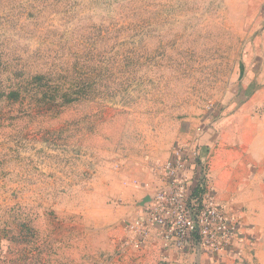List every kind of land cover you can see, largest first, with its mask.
Returning <instances> with one entry per match:
<instances>
[{"label": "rangeland", "instance_id": "rangeland-1", "mask_svg": "<svg viewBox=\"0 0 264 264\" xmlns=\"http://www.w3.org/2000/svg\"><path fill=\"white\" fill-rule=\"evenodd\" d=\"M263 6L0 0V264H186L121 228L186 126L211 131L204 171L232 165L257 191L251 213L234 204L240 252L193 264H264Z\"/></svg>", "mask_w": 264, "mask_h": 264}, {"label": "built area", "instance_id": "built-area-1", "mask_svg": "<svg viewBox=\"0 0 264 264\" xmlns=\"http://www.w3.org/2000/svg\"><path fill=\"white\" fill-rule=\"evenodd\" d=\"M175 156L176 165L166 167V187L149 197L144 215L128 225L133 245L141 248L154 229L180 251L211 257L239 253L246 237L242 218L231 216L204 184L192 188L183 149L177 148Z\"/></svg>", "mask_w": 264, "mask_h": 264}, {"label": "crops", "instance_id": "crops-1", "mask_svg": "<svg viewBox=\"0 0 264 264\" xmlns=\"http://www.w3.org/2000/svg\"><path fill=\"white\" fill-rule=\"evenodd\" d=\"M263 15L264 18V6H263ZM257 60V61H256ZM251 73L255 74L257 76L258 82L262 81L263 86L261 89L264 88V51L261 53H257L255 55L254 60V66L252 67ZM258 87V86H257ZM260 88H256V92L258 93V90ZM255 100V98H254ZM253 102V100H251ZM254 104H262L264 105V99L263 101L259 102L256 101ZM186 128L188 130V127H183V129ZM183 134L178 139L177 148H182L185 158H186V164H185V172L191 179V185L192 188H197L198 185L204 184L206 188L212 193L213 196H215L227 210L231 214V216L239 217V213L241 211L236 207L235 205L239 203H244L247 207H249V210L254 208V205L251 204L252 201H257V191L255 190V187L249 186L246 181L242 182L237 176L235 178V174H237V171L239 170L236 167H233L229 164H218L215 166L214 164L210 163V166L208 170L204 171V164H201L202 158L205 156L206 147H208L211 143L210 140V129L206 130L205 133L201 134H191L190 131L183 130ZM217 129V128H216ZM175 150L171 153L169 156V163H172V165H176L177 159L175 156ZM205 150V151H204ZM208 157V156H207ZM236 168V169H235ZM182 174L181 171L178 172V176ZM167 180L164 183V187L167 185ZM241 187H246L241 190ZM248 187H250L248 189ZM248 189V192H246ZM138 193H140V197L137 199L131 198V201H136L137 207L134 208L132 212L124 213L121 217L122 220V234L124 236V240L126 244H133V235L129 230V223L132 221L142 217L144 215L145 211V203L148 200L149 192H147L148 188L139 189ZM127 195V191H126ZM127 199V198H126ZM235 204V205H234ZM251 213V210L246 212ZM243 221V220H242ZM246 245V239H244L242 243V247ZM145 249V248H152L156 250H160V253H162L161 257L163 260H175V259H182L183 256H185V263L186 264H193L197 261L201 263H205L207 260L206 254H200L196 253L193 250H186V251H180L176 249L174 245L171 243H168L167 241L163 240L159 233L156 230H151L148 234V238L146 240V243L139 249ZM232 256H225L223 257L228 258ZM210 258V257H209ZM213 258V257H212Z\"/></svg>", "mask_w": 264, "mask_h": 264}]
</instances>
